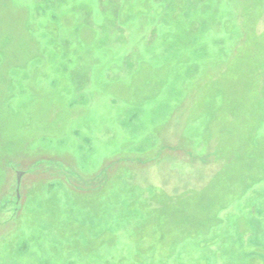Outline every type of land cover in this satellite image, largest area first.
Segmentation results:
<instances>
[{
	"label": "rangeland",
	"instance_id": "obj_1",
	"mask_svg": "<svg viewBox=\"0 0 264 264\" xmlns=\"http://www.w3.org/2000/svg\"><path fill=\"white\" fill-rule=\"evenodd\" d=\"M0 264H264V0H0Z\"/></svg>",
	"mask_w": 264,
	"mask_h": 264
},
{
	"label": "water",
	"instance_id": "obj_2",
	"mask_svg": "<svg viewBox=\"0 0 264 264\" xmlns=\"http://www.w3.org/2000/svg\"><path fill=\"white\" fill-rule=\"evenodd\" d=\"M20 176H21V173H19V174L17 175V183H19V181H20Z\"/></svg>",
	"mask_w": 264,
	"mask_h": 264
}]
</instances>
